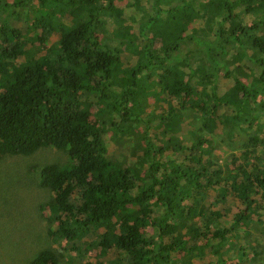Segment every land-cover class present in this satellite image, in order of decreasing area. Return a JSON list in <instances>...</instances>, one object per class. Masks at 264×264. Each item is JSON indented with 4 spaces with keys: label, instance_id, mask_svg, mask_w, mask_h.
<instances>
[{
    "label": "trees",
    "instance_id": "obj_1",
    "mask_svg": "<svg viewBox=\"0 0 264 264\" xmlns=\"http://www.w3.org/2000/svg\"><path fill=\"white\" fill-rule=\"evenodd\" d=\"M213 1H201L199 10L186 4L190 14L179 13L168 24L171 25L167 29L168 41L162 46L165 58H172L179 51L187 23L193 20L195 11L197 14L204 10L217 13L226 8L230 17L223 23L239 18L233 14L232 2L235 1L227 0L222 5L218 2L217 6ZM237 1L249 4L253 0ZM0 8L11 11L5 18L7 23L0 26V161L8 155L31 156L47 148L67 153L71 166L50 164L41 170V186L53 194L48 221L58 222L57 230H50L55 241L61 234V238L72 242L71 250H81L78 245L86 244L83 238L92 228H104L106 232L100 236L96 247L103 258L112 250L117 252L118 257L111 264H175L176 254H184L183 264H195L192 259L201 254L202 249L211 248L216 252L215 241L223 244L231 230L238 232L234 227L231 230L213 228L211 221L221 219L220 213L207 215L204 208L186 203L194 191L204 193L212 183L210 180L204 183L209 172L202 151L207 143L204 139L185 145L178 135L169 139L158 137L161 145H155L148 133L141 135L142 144L134 137V142L144 151L136 164L128 167L111 156L107 137L111 131L120 141L137 135V118L145 107L142 104L145 100L135 92L138 78L145 71L152 77L158 68L162 70L158 87L166 100H196L194 110L203 109L208 114L206 129H215L217 123L224 126V120L212 109L233 107L231 102L236 106L234 93L251 98L252 89L264 84L263 59L254 61L260 73L253 80L254 87L228 73L226 78L234 80L235 85L223 95H219L216 84L210 93L206 90L212 86L208 84L213 77L207 83L210 71L204 69L200 73L202 81L197 84L194 79L200 69L192 70L187 79L178 66H166L165 59L163 65L157 63L155 51L147 53L149 50H145L146 58L125 69L124 77H120V49L99 35L105 14L119 22L117 35L128 33L124 26L125 10L116 0H13L12 4L0 0ZM17 10L26 11L24 24ZM38 13L40 18L35 17ZM58 13L65 14L63 22L55 25L53 19ZM238 31L243 37L251 38V46L264 53V17L251 27L240 24ZM53 34L58 35V40L51 50L40 53L34 48L36 43L46 45ZM233 34L242 44L237 33ZM208 50L212 51L208 59L220 67L218 60L225 55L219 53V46ZM234 61L241 63L238 58ZM218 67L213 69V74L218 73ZM236 70L242 73L240 65ZM113 79L119 81L116 84L120 90L121 84L127 86L126 89L112 92ZM204 95L213 103L210 111L202 99ZM114 96L116 98L110 102ZM137 100L131 107V102ZM261 110L264 115V103ZM170 111L161 124L169 122L174 126L180 122V117H174L177 110L170 108ZM229 120L233 125L243 123L239 114ZM254 120H251L252 125ZM232 130L234 128L230 133ZM263 140L251 138L250 145L255 147ZM167 152H179V157L169 158ZM252 165L257 172L255 163ZM256 172L245 170L240 183L233 178L234 182L224 188L225 197L237 192L246 207L234 216L236 226L249 221V212L255 208L258 197L264 200V172ZM198 219L206 220L208 231H202L195 224ZM201 240L206 241L205 245L199 244ZM32 264L62 263L54 250L47 249L38 254Z\"/></svg>",
    "mask_w": 264,
    "mask_h": 264
},
{
    "label": "rangeland",
    "instance_id": "obj_2",
    "mask_svg": "<svg viewBox=\"0 0 264 264\" xmlns=\"http://www.w3.org/2000/svg\"><path fill=\"white\" fill-rule=\"evenodd\" d=\"M201 1L206 3L207 0H116V4L125 10L124 26L128 29V33L124 36L117 35L120 29L119 22L115 17L105 14L101 18L99 35L101 39L104 38L106 42L119 47L122 59L120 77H124L125 69H130L145 59V50H149L147 53L155 51L153 55L158 56L157 63L163 65L165 59L166 66H178L187 79L192 70L200 69L194 79L197 84L202 81L200 73L204 69L210 71L207 83L211 77L213 79L208 84L212 86L206 89L208 93L211 92L213 84H216L219 95L233 88L235 82L226 78L228 73L237 76L244 84L254 87L253 80L260 74L254 61L264 60V53L251 46V38L243 37L238 31V26L243 24L251 27L264 17L262 0H253L249 4L232 0L235 1L232 2L233 14L236 13L239 18H232L226 23L223 21L230 17L226 8L218 10L217 13L204 10L201 14H197L195 11V17L187 23L185 39L180 43L179 51L173 54L172 58H165L162 46L168 41L167 29L171 26L168 24L173 22L179 13L190 14L187 6L199 10ZM226 1L213 2L217 6L218 2L222 5ZM5 2L12 4L13 0H5ZM261 4L263 8H260ZM248 8L251 10L249 11ZM16 13L24 24L26 11L17 10ZM64 14H57L53 19L55 25H58L59 21L63 22ZM9 15H11L10 10L0 8V26L7 23L5 18ZM31 15L34 18V14ZM38 16L41 17L39 13L35 17ZM235 32L242 44H239L234 37ZM37 33L41 34V30ZM57 40L58 35L53 34L46 45L36 43L34 48L40 53H46L55 46ZM224 43L228 45L225 46ZM215 45L219 46V53L225 55L223 59L218 60L220 67L217 62L213 63L208 59L212 53L208 48ZM234 58L240 59L241 63H236ZM238 65L241 66L242 73L236 70ZM216 67L218 73L213 74V69ZM161 72L162 70L158 68L150 77L149 71H145L138 78L135 92L145 100L143 103L139 100L145 107L137 118L139 120L137 135L120 141L111 131L107 137L111 156L126 163L124 165L128 167L135 165L144 149L137 146L134 137L142 144V140L139 139L145 133L152 137V143L155 145H161L158 137L169 139L170 136L178 135L180 142L185 145H191L198 138L204 139L207 143L202 151L205 153L204 159L209 164L208 177L204 183L207 184L209 180L212 183L204 193L202 190L199 193L194 191L192 198L186 203L195 204L196 208H204L207 215L211 212L220 213L221 219L211 221L213 228L231 230L234 227L238 232L235 234L231 230L228 240L223 244H217L218 241H215L216 252L211 248L202 249L201 254L195 255L192 260L195 264H264V200L258 197L255 208L249 212V221L236 226L234 216L246 207L237 192L226 194V197L224 193V188L234 182L233 178H237V182L240 183L245 176V170L256 172L252 163H255L259 172H264V140L255 147L250 145L251 138H264V115L261 110V104L264 103V84L252 89V97L249 99L243 94L237 96L234 93L236 106L231 102L233 107L225 109L221 106L217 111L212 109L213 103L204 95L202 99L208 104V110L212 109L224 120V126L217 123L215 129L208 130L205 128L208 124V114L203 109L194 110L197 108L194 106L196 100L191 99L186 102L182 99L166 100L165 94L160 92L158 87ZM215 77L218 79L216 80ZM115 81L113 79L111 82L112 92L118 93L126 89L127 86L121 84L123 88L120 90L116 84L119 81ZM199 90L202 88L200 87ZM115 98L114 96L110 102ZM243 100L248 102L243 104ZM136 103L138 100L131 102V107ZM95 106L99 108L97 104ZM170 108L177 110L174 117H180V122L174 126L169 122L161 124L162 119L166 121V115L172 114ZM93 112H96L95 108ZM238 114L243 123L236 122L233 125L229 119ZM116 120H119L117 115ZM251 120H254V125L251 124ZM176 132L178 133L174 134ZM167 156L176 159L179 157V152H167ZM50 164L71 166L67 153L54 148L41 149L31 156L8 155L0 161V264H32L37 255L47 249L54 250L62 264H95L96 262L111 264L118 257L117 252L112 250L103 258L101 250L96 247L100 236L106 232L104 228H92L91 232L85 235L86 238H83L86 244L78 245L81 250H71L72 242L61 238V234L58 241L50 235V230L55 232L58 225L57 221H48L53 194L41 186V170ZM220 195L224 197L221 198ZM194 198L195 200H192ZM195 224L202 231H208L205 219H198ZM205 242L201 240L199 244L205 245ZM184 258V254L174 255L175 264H183Z\"/></svg>",
    "mask_w": 264,
    "mask_h": 264
}]
</instances>
